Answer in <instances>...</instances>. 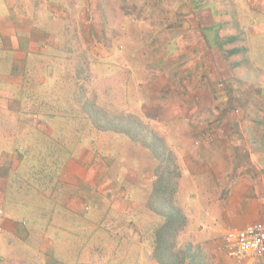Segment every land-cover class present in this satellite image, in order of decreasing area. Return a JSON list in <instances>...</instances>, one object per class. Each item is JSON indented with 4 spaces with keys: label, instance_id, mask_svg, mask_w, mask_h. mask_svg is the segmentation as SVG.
Returning a JSON list of instances; mask_svg holds the SVG:
<instances>
[{
    "label": "rangeland",
    "instance_id": "374dc122",
    "mask_svg": "<svg viewBox=\"0 0 264 264\" xmlns=\"http://www.w3.org/2000/svg\"><path fill=\"white\" fill-rule=\"evenodd\" d=\"M65 2L71 22L60 20L52 24L59 52L52 53L44 62H54L58 68H62L63 75L58 77V92L54 94L51 87L42 88L47 86L41 85L47 82L46 71L37 73V78L30 83L33 85L31 89H28V84L0 89V129L10 126L16 131L20 130L21 144L31 143L43 147L48 139L44 140L40 133L34 135V130L29 126L31 116L41 117V121L52 129L53 135L60 132L58 134L65 146L64 163L61 162L64 168L60 171L61 166L56 167L57 172L45 168L36 176H28V171L31 174L36 166L37 155L34 149L29 154L31 169H26L25 161V173L21 169L15 175L12 202L17 205L22 203L26 211L38 219L32 224L36 234L46 227L55 245L52 259L58 264H83L89 256L94 257V264H155L152 262L155 254L149 258L151 252L155 253L154 245L149 244L150 240L137 242L127 253V234L121 223L123 226L127 224L131 215L121 212L125 200L121 192L115 195L116 198L107 200L97 195L96 187L93 190V187L85 185L81 189L82 205L79 210L75 212L66 207L56 210L60 196L64 197L66 192L70 193L66 197L78 195L77 190L65 188L59 176L71 164L70 158L87 160V157L105 165L106 168H100V175L109 176L116 190L119 185L123 186L129 170L133 177L138 178L135 171L143 170L148 162L154 165L153 189L160 179L158 176H161L157 169L171 171L174 169L172 166H175V173L180 171L176 155L168 147L164 133L142 117L146 100L142 93L147 95L152 87L160 85L158 80H162L163 85L166 84L169 89L173 83L187 84L189 81V85H194V80L197 82L205 75L203 66L195 62L199 57L196 50L199 44L196 48L188 45L192 33L198 37L197 32H202V23L190 21L194 9L188 5V0H77L81 7L74 8L69 7L74 4L73 1ZM260 53L263 55V51ZM259 56H255L257 65L264 66V55ZM194 69L196 71L192 72ZM207 79L211 81L208 76ZM209 81L207 83L212 85V81ZM183 85L177 87L182 89ZM55 99L60 100V103H56ZM15 115L24 118L16 121ZM43 115H46L45 119ZM119 118H123L118 124L119 128L128 129V133L133 134L135 139L96 129V126L116 124ZM260 122L263 121H256ZM70 125H74L75 130ZM25 129L31 134L23 138ZM77 134H81L79 144ZM13 142L15 140L5 146L0 142V149L12 147ZM154 145L158 146L155 153L144 147ZM38 156L44 158L41 154ZM177 178L173 174L171 181ZM132 196L137 203L133 219L141 222L139 213H142L145 216V227L146 221L152 223L156 217L148 208V191L136 190ZM187 201L190 205L187 204L189 206L185 215L192 224L186 236L182 230L177 236L178 248L175 251L180 255L179 259L187 254L188 258L183 264H235L223 250L222 237L226 231L200 234L197 230L200 228L198 224L211 222L214 209L210 207L200 210L198 205L188 199H179L177 203L183 206ZM156 219V223L164 222L158 215ZM156 231L151 234L153 242ZM193 236L196 237L194 242L190 240ZM190 243H194V246H190ZM16 259L23 264L20 256ZM27 261L28 258L25 259ZM249 263L264 264V259ZM35 264L45 263L39 261Z\"/></svg>",
    "mask_w": 264,
    "mask_h": 264
},
{
    "label": "crops",
    "instance_id": "0c3cea01",
    "mask_svg": "<svg viewBox=\"0 0 264 264\" xmlns=\"http://www.w3.org/2000/svg\"><path fill=\"white\" fill-rule=\"evenodd\" d=\"M65 1L0 0V89L27 85L25 76L30 67H34L35 73L45 71L39 59L59 46L52 24L70 21ZM72 1L74 4L69 7H81L77 0H69ZM188 5L194 9L190 21L203 26L199 28L202 32H197L198 37L192 33L188 45L199 44L196 46L199 48L195 47L199 55L195 62L203 66L205 75L197 82L194 80V85H189V81L173 83L169 89L158 80L160 85L152 87L147 95L142 93L143 98L146 96L142 117L164 133L168 147L176 155L180 176L171 182L175 185L178 182L173 196L177 208L185 215L190 202L179 206L177 201L188 199L200 210L214 209L208 225L198 224L200 234L264 223V66H258L255 59L264 55V0H188ZM259 51H263V55ZM207 76L212 85L207 83ZM14 117L16 121L24 118ZM40 118L34 115L29 119L34 135L52 136L53 131ZM258 120L263 122L256 123ZM28 133L30 131L25 129L23 138ZM19 136L20 130L10 126L0 129L2 145L15 140L12 147L0 149V264H21L17 256L22 258L23 264L39 261L58 264L52 259L55 245L46 227L36 234L32 224L38 219L30 215L22 203L12 202L13 180L24 169L26 161L22 155L24 149L30 152L35 149L36 153L42 149L38 144H21ZM70 161L59 181L68 190H77L78 195L66 197L70 194L66 192L64 197L58 198L55 209L79 210L81 189L85 185L93 190L96 187L97 195L107 200L121 192L125 198L121 212L131 215L127 224L121 223L127 234V253L143 240H150L149 244L154 245L151 234L163 223H156L158 214L152 220V223L155 220L154 225L148 220L143 227L145 216L142 213H139L141 222L134 220L137 203L132 196L138 190L148 191V200L152 197L153 163L148 162L143 170L135 171L138 178L129 170L117 191L109 176L100 175V168H106L104 164L88 157L87 160L70 158ZM99 202L103 204L100 199ZM185 217L182 232L186 236L192 221ZM195 238L190 240L194 242ZM153 254L151 252L150 259ZM152 260L161 264L156 258ZM82 263L94 264V257L89 256Z\"/></svg>",
    "mask_w": 264,
    "mask_h": 264
},
{
    "label": "trees",
    "instance_id": "16d2710c",
    "mask_svg": "<svg viewBox=\"0 0 264 264\" xmlns=\"http://www.w3.org/2000/svg\"><path fill=\"white\" fill-rule=\"evenodd\" d=\"M234 39H230V41H233ZM59 52L57 49H53L49 51L47 54L43 55L39 60L43 62L46 61L47 57H50L52 53ZM237 52V51H232ZM34 67H30V71L28 70L26 72V83L30 85L28 89L33 88L32 83L37 78V73L32 71ZM44 69L47 73L46 81L41 85H47L42 88L48 87L52 88L54 91L53 93L56 94L58 92L59 87V81L58 77L63 75L62 68H58L55 63L51 64H44ZM56 103H60V100L55 99ZM43 104H44V97H43ZM52 117H55V115H51ZM46 115H43V118L45 119ZM48 119V118H46ZM123 121V118H119L117 120L118 123L109 125L107 127L105 126H96V129L102 130V131H111L117 134H123L130 139H135L133 134L128 133V129L125 128L120 129L119 128V122ZM73 121L71 120V123ZM122 122L121 124H123ZM112 124V123H110ZM73 126V127H72ZM70 125L71 129H74V125ZM49 127V126H48ZM50 128V127H49ZM51 129V128H50ZM52 130V129H51ZM75 130V129H74ZM77 133V131H74ZM60 132H56L55 135L52 134V136H44V140L48 139L45 143V145L42 147V149L36 153L37 157H35V164L34 171L30 174V170L28 171V176H36L39 174L43 169L50 168L51 170L54 169L56 172L58 171L56 167L61 166L60 171L64 168L62 166L61 162H63L64 159V147L62 144L61 137L59 136ZM57 135V137H56ZM81 134L76 135L77 143L79 144V137ZM78 137V138H77ZM81 140V139H80ZM147 150L151 151L152 153H155L154 150L157 149V145L154 146H144ZM29 154L30 151L28 149H24L22 155L23 157H26V169H31V164L29 162ZM38 154H41L44 156V158H39ZM52 160L48 162V160ZM67 159V158H65ZM37 167H40L38 170H36ZM43 167V168H42ZM161 168V167H159ZM171 171L167 170H160L157 169V173L161 176L160 179L156 181L155 188L152 192V197L150 198V205L149 208L155 213L161 216L164 219V222L160 227L157 229L155 234V240H154V248H155V258L161 263V264H183L184 260L188 258L187 254L182 255V259L180 260V255L175 251L177 247L176 238L180 231L183 229L186 217L183 214L181 208H177L176 206V200L173 198L174 192L176 189V185L171 182V176H180V172H176V167L172 166ZM23 173H25L23 169ZM60 173V172H59ZM58 173V174H59ZM168 174V175H166ZM166 175V176H165ZM152 201V202H151ZM178 248V247H177Z\"/></svg>",
    "mask_w": 264,
    "mask_h": 264
},
{
    "label": "built area",
    "instance_id": "2783aa9c",
    "mask_svg": "<svg viewBox=\"0 0 264 264\" xmlns=\"http://www.w3.org/2000/svg\"><path fill=\"white\" fill-rule=\"evenodd\" d=\"M225 254L235 264L264 259V223L242 229L228 230L223 234Z\"/></svg>",
    "mask_w": 264,
    "mask_h": 264
}]
</instances>
